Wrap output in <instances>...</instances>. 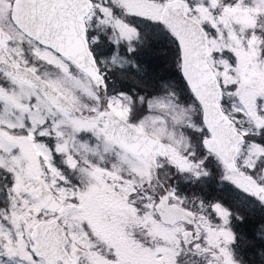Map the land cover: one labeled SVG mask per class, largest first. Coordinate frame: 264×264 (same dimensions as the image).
Returning <instances> with one entry per match:
<instances>
[{
	"label": "snow or ice",
	"instance_id": "1",
	"mask_svg": "<svg viewBox=\"0 0 264 264\" xmlns=\"http://www.w3.org/2000/svg\"><path fill=\"white\" fill-rule=\"evenodd\" d=\"M0 264H264V0H0Z\"/></svg>",
	"mask_w": 264,
	"mask_h": 264
}]
</instances>
